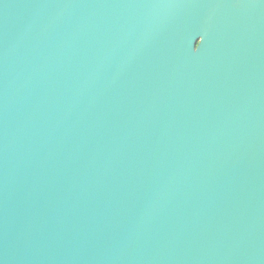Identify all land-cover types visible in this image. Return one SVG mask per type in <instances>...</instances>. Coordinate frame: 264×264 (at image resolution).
<instances>
[{"label":"water","instance_id":"1","mask_svg":"<svg viewBox=\"0 0 264 264\" xmlns=\"http://www.w3.org/2000/svg\"><path fill=\"white\" fill-rule=\"evenodd\" d=\"M0 264H264V0H0Z\"/></svg>","mask_w":264,"mask_h":264},{"label":"snow or ice","instance_id":"2","mask_svg":"<svg viewBox=\"0 0 264 264\" xmlns=\"http://www.w3.org/2000/svg\"><path fill=\"white\" fill-rule=\"evenodd\" d=\"M199 38H202V43L204 42L205 37L201 35Z\"/></svg>","mask_w":264,"mask_h":264}]
</instances>
